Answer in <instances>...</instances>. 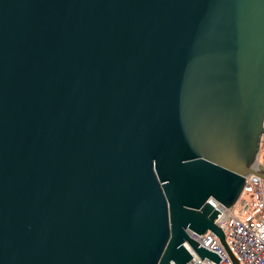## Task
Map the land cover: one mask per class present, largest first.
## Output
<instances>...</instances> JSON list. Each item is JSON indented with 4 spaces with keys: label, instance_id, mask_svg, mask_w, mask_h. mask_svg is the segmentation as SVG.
Returning <instances> with one entry per match:
<instances>
[{
    "label": "water",
    "instance_id": "95a60500",
    "mask_svg": "<svg viewBox=\"0 0 264 264\" xmlns=\"http://www.w3.org/2000/svg\"><path fill=\"white\" fill-rule=\"evenodd\" d=\"M263 120L264 0H0V264H239Z\"/></svg>",
    "mask_w": 264,
    "mask_h": 264
},
{
    "label": "built area",
    "instance_id": "2783aa9c",
    "mask_svg": "<svg viewBox=\"0 0 264 264\" xmlns=\"http://www.w3.org/2000/svg\"><path fill=\"white\" fill-rule=\"evenodd\" d=\"M261 143L264 146V120L260 144ZM259 157L260 154L253 168L258 165H263ZM247 188L253 190L255 198L261 206L262 214L258 218L254 215L252 217L249 215L247 216L248 218L244 220V212L248 211L250 207L241 197ZM242 195L238 202L229 209L224 208L213 200H209V202L219 211L216 224L223 230L226 241L228 234L230 241H227V243L239 260V264H264V180L253 174L247 175ZM239 204L241 208L236 212V207ZM189 236L200 246L216 253L221 259L218 263L207 258L201 259L185 242L183 245L192 255L191 260L186 264H232L226 251L211 232L207 231L202 235L189 232Z\"/></svg>",
    "mask_w": 264,
    "mask_h": 264
},
{
    "label": "rangeland",
    "instance_id": "374dc122",
    "mask_svg": "<svg viewBox=\"0 0 264 264\" xmlns=\"http://www.w3.org/2000/svg\"><path fill=\"white\" fill-rule=\"evenodd\" d=\"M261 145V148H260V157H259V160L260 162L264 165V146L262 145V143L260 144ZM242 200H244L250 207V209L246 212H244V220L245 218L247 219L250 215V217H252L253 215L256 216L257 218L260 217V215L262 214V209H261V206L258 204L255 196H254V193H253V190L251 188H247L242 197H241ZM241 202V201H240ZM241 206L240 204L236 207V212H238L240 210ZM227 241L229 242L230 241V238L227 234Z\"/></svg>",
    "mask_w": 264,
    "mask_h": 264
},
{
    "label": "bare ground",
    "instance_id": "6f19581e",
    "mask_svg": "<svg viewBox=\"0 0 264 264\" xmlns=\"http://www.w3.org/2000/svg\"><path fill=\"white\" fill-rule=\"evenodd\" d=\"M215 222H217V220Z\"/></svg>",
    "mask_w": 264,
    "mask_h": 264
}]
</instances>
